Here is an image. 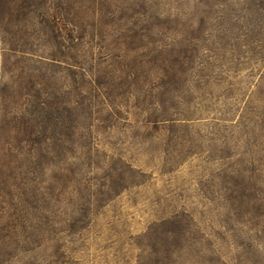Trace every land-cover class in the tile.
I'll return each instance as SVG.
<instances>
[{"label":"trees","instance_id":"16d2710c","mask_svg":"<svg viewBox=\"0 0 264 264\" xmlns=\"http://www.w3.org/2000/svg\"><path fill=\"white\" fill-rule=\"evenodd\" d=\"M88 2L0 0V98L8 78L28 98L21 117L27 123L0 126V183L31 175L33 192L30 219L0 228V264H81L77 242L86 241L99 209L139 185L130 166L117 175L113 171L119 169L111 167L102 178L89 177L93 169L104 168L90 148L94 110L118 112L136 97L132 114L143 117L144 127L153 128L157 137L193 116L179 107L192 95L194 75L202 72L211 49L149 44L151 31L113 32L109 20L99 24L90 15ZM95 48L98 59L113 66L98 83L101 93L85 85L84 65L95 57ZM79 74L82 83L76 85ZM69 83L73 91L67 90ZM18 203L20 218L26 208L21 198ZM256 212L263 218L264 207ZM249 224L239 225L263 237L234 234L216 244L193 210L171 208L158 212L131 246L139 251L136 264H264V222ZM10 229L11 237L6 235ZM230 242L243 255L222 252Z\"/></svg>","mask_w":264,"mask_h":264},{"label":"rangeland","instance_id":"374dc122","mask_svg":"<svg viewBox=\"0 0 264 264\" xmlns=\"http://www.w3.org/2000/svg\"><path fill=\"white\" fill-rule=\"evenodd\" d=\"M86 8L99 24L109 20L107 28L113 32L151 31L149 44L198 45L211 49V57L194 75L189 100L179 107L193 114L191 120L162 137L144 127L143 117L132 114L136 97L118 112L93 111L90 148L104 168L93 169L89 177L102 178L111 167L119 169L113 171L117 175L130 166L139 185L99 209L86 241L77 242L79 262L136 264L139 251L131 245L158 212L171 208L193 210L216 244L234 234L263 237L239 224L264 222V216H256V209L264 207V0H89ZM94 52L84 65L85 85L101 93L98 83L113 66L98 59L97 48ZM1 64L0 43V81ZM82 78L79 74L76 85ZM18 84L6 81L0 126L27 123L21 117L27 114L28 98ZM68 86L74 90L71 83ZM30 181L31 175H23L0 183V228L30 219ZM18 198L26 208L20 218ZM7 234L11 237L12 229ZM231 242L218 246L223 244L221 250L229 256L241 255L243 250Z\"/></svg>","mask_w":264,"mask_h":264}]
</instances>
